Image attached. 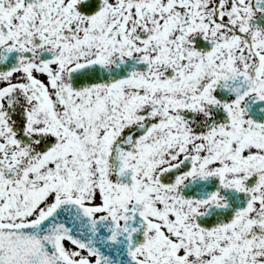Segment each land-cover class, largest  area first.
Returning a JSON list of instances; mask_svg holds the SVG:
<instances>
[{
    "label": "snow or ice",
    "instance_id": "snow-or-ice-1",
    "mask_svg": "<svg viewBox=\"0 0 264 264\" xmlns=\"http://www.w3.org/2000/svg\"><path fill=\"white\" fill-rule=\"evenodd\" d=\"M0 264H264V0H0Z\"/></svg>",
    "mask_w": 264,
    "mask_h": 264
}]
</instances>
